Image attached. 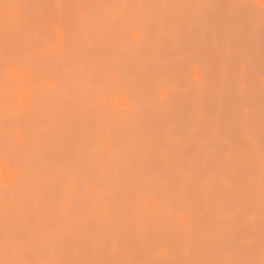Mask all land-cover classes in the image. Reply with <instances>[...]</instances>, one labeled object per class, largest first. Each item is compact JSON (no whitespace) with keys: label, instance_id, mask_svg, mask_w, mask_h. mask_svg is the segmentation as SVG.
Here are the masks:
<instances>
[{"label":"rangeland","instance_id":"obj_1","mask_svg":"<svg viewBox=\"0 0 264 264\" xmlns=\"http://www.w3.org/2000/svg\"><path fill=\"white\" fill-rule=\"evenodd\" d=\"M145 1L133 23L108 28L115 14L96 3L106 37L93 35L85 82L70 88L46 67L66 16L47 24L37 12L47 39L29 28L16 40L8 29L27 1L0 0V28L8 20L14 36L0 49V264H264V10L259 0ZM37 89L51 91L42 104Z\"/></svg>","mask_w":264,"mask_h":264},{"label":"bare ground","instance_id":"obj_2","mask_svg":"<svg viewBox=\"0 0 264 264\" xmlns=\"http://www.w3.org/2000/svg\"><path fill=\"white\" fill-rule=\"evenodd\" d=\"M25 1H27V2H26V3H27L26 7H25V6L22 7L24 13H23V11L20 13V16H21V17H20V20H19V19H15V20H14V21H17V22L14 23V25H13V23L11 22V23H12V24H11V25H12V28L10 27V29H8V33H12V34L15 33L14 35H16L17 38H16V36H15V37L13 36L14 39H16V40L18 39V40H19L22 36L24 37L25 34H28V33H26V32H29V33H30V29L32 30L31 36H33L32 34H33V33H38L37 31H38V29L40 28V29H39V33H38V35H39L41 32H42V33H45V32H46L45 35H47L48 25H47V27H46V29H45V27H43V25H42L41 23H39V22H42L41 20H44V21L46 22L47 19H44V18H47V17H48L49 19H50V17L52 18V16L55 17V16H57V15H58V17H60V14H61V17H62V16H63V17L66 16V18L64 17L65 19H64L63 17H62L63 19H62V18H59V21H60V19H62L61 21H63L61 24L58 23L59 21L55 23V21H54L53 19H52V21L49 20V19L47 20L48 22H50V21H51V22H54L56 25L59 24V25H57L58 28H59V29L57 30L58 32H57V33L55 32V34H57V40H58V45H59V47H57V50H56L57 53H55V52L53 53V54H55V60L53 59V56H54V55L51 57V60L48 59V58L43 59L42 57H41V60H42V59H43L44 61H45V60H50L51 64H47V66H46V64H45V66L49 68L48 65H50V66L52 67V68L50 67V70H51V69H52V70H53V69H56V70L53 71L54 73H53V72H52V73L50 72V74H49V71H48V73H47V71H46V73L49 74L48 77L51 78V75L54 74L55 76H52V78H53V77H55V79L57 78V81H56L55 79H53V80H55L56 84L59 83V79H58V77H59L60 80H61V82L58 84L59 86L61 85V83H62L63 81H65L64 83H67V82L69 81L68 84H67V86H68V85H69V86L71 85L70 88H72V84H73L72 82L75 81V80H76V82L74 83L75 86H78V84H76V83H79L78 81H80V83H81V82H85L86 75H87V73H85V72H87V71H86V70L84 71V69H85L84 67H85V65H87V64H86V62H85L84 59H88L85 55H87V53L91 52V50H89V49H87V48H88V46H90V49H91V48L93 49V46H94V45H92V43L95 44V43H98V42H99V41H98V42H93V41L97 38V36H96V37L94 36V37H95V39H94V38H93V35H96L97 32L100 31V30H102L103 33H105V32L107 31V30H105L106 26H105L104 24H105L106 22H108L109 20L105 21V20H104L105 17H103V19H102L101 17H102L103 15H102V14H99L98 12H100L101 10H103V12L101 11L100 13H104V14H106V15H107V14L109 15V14H113V13H114L115 16L117 15L116 17L114 16V18H112V17H111L112 15H111L110 18H111L112 20H111L109 23H106V25H107V24L109 25L111 22L116 23V22L113 21L115 18H116L115 21H118L117 18H119L120 23H121V21L123 20V25H124V24L129 20V19H128V18H129V15H130V14L133 15V13L136 14V12H137L138 10H140L139 8L142 7V6H141V7L139 6V5H142L141 3H139V0H138V1H137V0H127L128 2L131 1V2H130L131 4L129 3V4H127V6H126V2H127V1H125V0H118V2H117V0H115L114 4L111 3V2H113V0H109L110 2H109V1L107 2V0H103V1H101V2L103 3V2L105 1V2H104V3H106V4H105V5H106V8H105V9H108V11L105 13L106 10L102 7V5H101L102 3H100V0H99V2H96V1H98V0H96L95 2H94V0H92V1H90V0H82V2H81V0H77V1H76V0H64L63 2H62V0H57V1H56L57 4H58V2H59L58 5H59L60 7L62 6V8H59V9H56L55 7H53V5L50 3L51 1L48 0V2L50 3V5H52L53 8H51V6H49V3L45 1V2L48 4V5L45 6V7L43 6V8H44L45 10H43V8H42V9H39L40 11L38 12V8H37L36 12L32 11V13L29 14V12H27V11L29 10V6H31L33 9H34V7H36V5L32 4V3L35 2V0H34V2H33V0H25ZM71 1H72V2H71ZM120 1L123 2V3L125 2V5L123 4L124 6H121V5L119 4ZM146 1H149V0H146ZM146 1H145V2H146ZM171 1H172V0H171ZM175 1H176V0H175ZM175 1H173V2H175ZM177 1H178V0H177ZM177 1H176V2H177ZM21 2H22V1H21ZM36 2H37V4H38V0H36ZM41 2H42V1H41ZM64 2H66L67 6H70V5H71L70 10L73 9V6H72V5H74V3H75V6H77V8L74 6L75 9H77L76 11H78V4H81V5H80L81 7H82L83 4H84L85 6L83 5L82 9H81V7H79V11H78V12L70 11V13H69V10L67 11V9H66L67 6H66V4H65ZM89 2H90V5H89ZM93 2H94L95 4H96V3L100 4L101 7H102L103 9H101V8H100V9L97 8L96 6H100V5H98V4H96V5H95V4H94V5H91ZM121 2H120V3H121ZM132 2H133V4H132ZM142 2H143V0H142ZM149 2H152V3H153L154 1L151 0V1H149ZM155 2H156V1H155ZM157 2H158V1H157ZM167 2H168V1H167ZM167 2H166V3H167ZM173 2H169V3L172 4ZM1 3H2V2H1ZM4 3H5V2H4ZM10 3H11V2H10ZM29 3H30V4H29ZM46 3H45V4H46ZM61 3H62V4H61ZM68 3H69V5H68ZM70 3H73V4H70ZM76 3H78V4H76ZM82 3H83V4H82ZM85 3H86V4H85ZM104 3H103V4H104ZM108 3H109V4H108ZM116 3H118L119 5L116 4ZM135 3H139V4L137 5V4H135ZM15 4H17V3H15ZM40 4H41V3H40ZM43 4H44V3H43ZM45 4H44V5H45ZM64 4H65V5H64ZM121 4H122V3H121ZM149 4H150V3H149ZM149 4H147L148 7L152 6V5L149 6ZM13 5H14V4H13ZM17 5H18V4H17ZM28 5H29V6H28ZM33 5H34V6H33ZM105 5H104V7H105ZM110 5H112V6H111V10L114 9V5H115V8H116V7H117V8L119 7L118 9H120L121 7H122V8H123V7H124V8L127 7L128 10H127V8H126V12H125V9H124V8H123V9H120V10H123L122 14H120L119 12H121V11H120V10H117V8H116L115 11L117 10V11H118L117 13H115V12H111V11H110ZM130 5H131V7H128V6H130ZM143 5H146V4L143 3ZM156 5H159V4H156ZM156 5H155V6H156ZM165 5H166V4H163L164 7H165ZM173 5H174V4H173ZM27 6H28V7H27ZM48 6H49V7H48ZM88 6H90L91 9L93 8V10H91V9H90V10H87V7H88ZM133 6H134V7H133ZM136 6H138V9L136 8ZM160 6H162V5H160ZM169 6H170V5H169ZM179 6H181V5H179ZM179 6H178V7H179ZM38 7H39V6H38ZM64 7H65V9H64ZM85 7H86V8H85ZM95 7L99 10V11L97 10L96 13L99 14V15H102L101 17L98 16V15L95 13V11H96V9H94ZM144 7H146V6H144ZM176 7H177V6H175V8H174V6H173V10L175 9V10H174L175 12H176ZM178 7H177V8H178ZM0 8H1V7H0ZM9 8H10V6H9ZM26 8H27V9H26ZM40 8H41V7H40ZM48 8H49V9H48ZM71 8H72V9H71ZM84 8H85V9H84ZM112 8H113V9H112ZM133 8H134V9H133ZM10 9H11V8H10ZM17 9H18V7H17ZM46 9L49 10V11H47L48 13L46 12ZM129 9H130V10H129ZM136 9H137V10H136ZM34 10H35V9H34ZM50 10H52V11H50ZM54 10H55V11H54ZM65 10H66V13L68 14V16H67L66 13L64 12ZM73 10H74V9H73ZM80 10H81L82 12H81ZM9 11H12V9L9 10ZM53 11L55 12V14L53 13ZM129 11H130V12H129ZM171 11H172V10H171ZM37 12H38V14H40L39 16L36 15ZM42 12H43V15L41 14ZM51 12H52V13H51ZM72 12H73V13H72ZM79 12H80V13H79ZM86 12H88V13H86ZM109 12H111V13H109ZM157 12H159V11H157ZM183 12H184V9H183ZM193 12H194V11H193ZM9 13H10V12H9ZM35 13H36V14H35ZM45 13H46L47 15H46ZM64 13H65V14H64ZM82 13H84V16H82V17L79 19V20L82 19L81 21H78L77 18H79V16H80L79 14H82ZM89 13H93V14H89ZM126 13H127V14H126ZM181 13H182V12H181ZM17 14H18V10H17ZM34 14H35V15H34ZM44 14H45V16H44ZM52 14H54V15H52ZM75 14H76V15L78 14V17H75V18H74V16H76ZM95 14H96V15H95ZM123 14H126V15H123ZM137 14H138V13H137ZM157 14H158V13H157ZM9 15H10V14H9ZM9 15H8V16H9ZM25 15H27V16H25ZM31 15H32L33 17H34V16H35V17L37 16V17L41 18V20H40L39 18H37V19L39 20V21H38V20L35 18V19H36V20H35L36 22H35L34 19H33V17H32ZM41 15H42V16H41ZM71 15H72V16H71ZM73 15H74V16H73ZM91 15H92V16H91ZM106 15H104V16H106ZM120 15H121V16L123 15V17H124V16H125V17L127 16L128 18H127V17H126V18H125V17L123 18V17H121ZM131 15H130V18H131ZM184 15H185V13H184ZM187 15H188V14H186V16H187ZM196 15H199V14H196ZM23 16H24L25 18H24ZM28 16H29V17L31 16V17H30V18L32 19L31 21H30V20H27V19H28ZM40 16H41V17H40ZM46 16H47V17H46ZM70 16L73 17V18H70ZM90 16H91V17H90ZM96 16H97V17H96ZM135 16H136V15H135ZM138 16H139V15H138ZM17 17H18V16L16 15V18H17ZM42 17H43V18H42ZM68 17H69V19H67ZM83 17H84V18H83ZM85 17H86V18H85ZM92 17H94V18H92ZM99 17H100V18H99ZM106 17H107V16H106ZM9 18H11V17L9 16ZM18 18H19V17H18ZM30 18H29V19H30ZM90 18H91L92 20L94 19V21H87V20H91ZM95 18H97V19H95ZM139 18H140V17H139ZM139 18H138V19H139ZM12 19H13V18H12ZM12 19H10V20H12ZM73 19H74V20H73ZM99 19H102V21H100ZM108 19H109V16H108ZM124 19H125V21H124ZM127 19H128V20H127ZM0 20H1V19H0ZM96 20H98V21H96ZM136 20H137V17H136ZM1 21H2V20H1ZM1 21H0V22H1ZM4 21H5V19L3 20V23H4V24L1 25V28H3V30L0 28V29L2 30V31H0V49H1L2 45L5 43V39L9 38V39H7V41L9 40L8 43H9L11 40H13V37H11V36L8 37V35H6V33L4 32V30H5L7 27L9 28L8 25H10V22H9L8 20H6V21H8V22H6V21L4 22ZM20 21H21V22H20ZM37 21H38V22H37ZM95 21H96V22H95ZM131 21H132V20H131ZM131 21L129 20V22H131ZM134 21H135V20H134ZM153 21H154V20H153ZM155 21H157V19H156ZM19 22H20V24H19ZM27 22H34V23H27ZM45 22H42V23L44 24ZM48 22H46V23L48 24ZM90 22H91V23H90ZM94 22H95V23H94ZM101 22H102V23H101ZM103 22H104V24H103ZM124 22H125V23H124ZM157 22H159V21H157ZM160 22H161V21H160ZM160 22H159V23H160ZM7 23H9V24L7 25ZM46 23L44 24V26L46 25ZM54 23H53V24H54ZM100 23H101L102 25H104V27H102V29H100V27H99V25L102 26ZM131 23H133V21H132ZM135 23H136V22H135ZM135 23H134V24H135ZM153 23H154V22H153ZM0 24H1V23H0ZM26 24H27V25H26ZM32 24H33L34 26H33ZM35 24H36V25H35ZM40 24H41V25H40ZM50 24H51V23H50ZM50 24H49V25H50ZM53 24H52V26H53ZM94 24H96V25L93 26ZM134 24H133V25H134ZM141 24H143V23H141ZM4 25L6 26V28H5ZM22 25H23V26L26 25V26H25L26 31L23 32V33H22V31L20 30V28H21ZM31 25H32V26H31ZM108 25H107V28H108V27H111L113 24H110V26H108ZM120 25H121V24H120ZM123 25H121V27H122ZM130 25H132V24H130ZM130 25H129V26H130ZM27 26H30V27H27ZM37 26H38V27H37ZM39 26H40V27H39ZM18 27H19V28H18ZM34 27H35V28H34ZM60 27H61V28H60ZM96 27H97V29H94V28H96ZM123 27H124V26H123ZM123 27H122V28H123ZM125 27H127L126 24H125ZM130 27H132V26H130ZM140 27L142 28L141 25H140ZM29 28H30V29H29ZM107 28H106V29H107ZM113 28H114V27H113ZM115 28H116V29H114V32H115L116 30L119 29V28L117 29L116 26H115ZM143 28H146V27H143ZM160 28H161V27L159 26V29H160ZM34 29H35V30H34ZM42 29H45V30L42 31ZM53 29H54V28H53ZM103 29H104L105 31H104ZM111 29H112V28H111ZM111 29H110V30H111ZM162 29H163V27H162ZM162 29H161V31H162ZM9 30H10V31H9ZM33 30H34V32H33ZM92 30H93V32H92ZM141 30H142V29H141ZM5 31H7V29H6ZM94 31H95V32H94ZM102 31H101V33H102ZM112 31H113V30H112ZM112 31H111V32L109 31V32L112 34ZM163 31H165V30H163ZM163 31H162V32H163ZM13 32H14V33H13ZM116 32H118V31H116ZM120 32H121V30H120ZM20 33L22 34L21 37H19V35H21ZM42 33H41V34H42ZM103 33H102V35L104 36ZM122 33H123V32H121V34H122ZM126 33H127V32H126ZM12 34H10V35H12ZM98 34H99V37L102 36V35L100 36V33H98ZM107 34H109V33H107ZM111 34H110V35H111ZM121 34L118 33V35H120V36H121ZM29 35H30V34H28V36H29ZM42 35H43V34H42ZM51 35H52V34H51ZM110 35H109V36H110ZM114 35H115V33H114ZM116 35H117V34H116ZM116 35H115V36H116ZM124 35H126V34H124ZM124 35H123V36H124ZM128 35L130 36V33L127 34V36H128ZM54 36H55V35H54ZM109 36H108V37H109ZM120 36H119V37H120ZM129 36L127 37V39H128L129 41L134 40V39H129ZM142 36L145 38L146 35L144 34V35H142ZM147 36H148V35H147ZM149 36H150V35H149ZM6 37H7V38H6ZM18 37H19V38H18ZM36 37H41V39H43L41 35L36 36V34H35V36H33V38H36ZM43 37H44V35H43ZM45 37H46V36H45ZM45 37H44V38H45ZM47 37H48V35H47ZM47 37H46V39H47ZM104 37H106V33H105V36H104ZM108 37H107V39H108ZM24 38H28V37H24ZM29 38H30V37H29ZM51 38H52V37H51ZM110 38H112V36L109 37V39H110ZM113 38H114V40H111L110 42H114V41H115V37H113ZM138 38H139V37L136 38L137 42H138V40L140 39V38H139V39H138ZM144 38L141 37V39H143V41H144ZM146 38H147V37H146ZM10 39H11V40H10ZM22 39H23V38H22ZM46 39L44 40V42L47 41ZM90 39H92V42H89ZM119 39H120V38H119ZM148 39H149V38H148ZM174 39H175V38H174ZM174 39H173V40H174ZM20 40H21V39H20ZM23 40H24V39H23ZM38 40H39V39H38ZM50 40L52 41V39H50ZM97 40H98V38H97ZM117 40H118V37H117ZM128 40H126V41H128ZM146 40H147V39H146ZM149 40H150V39H149ZM149 40H148V41H149ZM7 41H6V44H7ZM14 41H15V40H14ZM26 41H27V39H26ZM35 41H37V38L35 39ZM48 41H49V40H48ZM53 41H54V38H53ZM53 41H52V43H53ZM95 41H96V40H95ZM129 41H128V44L130 43ZM134 41H135V40H134ZM143 41H142V42H143ZM171 41H172V40H171ZM11 42H12V41H11ZM27 42H28V41H27ZM27 42H26V43H27ZM117 42H118V41H117ZM121 42H122V38H121V40H120L119 43H121ZM123 42H125V38H124ZM123 42H122V43H123ZM131 42H132V41H131ZM153 42H154V40H153ZM20 43H21V42H20ZM24 43H25V42H24ZM29 43L32 44L31 42H29ZM33 43H34V42H33ZM54 43H55V42H54ZM115 43H116V42H115ZM115 43H114V44H115ZM119 43H118V44H119ZM27 44H28V43H27ZM43 44H44V43H42V45H43ZM89 44H90V45H89ZM116 44H117V43H116ZM12 45H13V43H11V46H12ZM21 45H22V44H21ZM23 45H24V44H23ZM23 45H22V46H23ZM53 45H54V44H53ZM58 45H57V46H58ZM121 45H122V44H121ZM11 46H10V47H11ZM14 46H16V45H14ZM29 46H30V45L28 44L27 47H29ZM32 46H33V48L36 47L35 45H32ZM54 46H55V45H54ZM96 46L98 47V45L95 44L94 47L96 48ZM113 46H114V45H113ZM126 46H127V49H128V47L130 46V44H129V45H126ZM43 47H44V46H43ZM43 47H42V48H43ZM117 47H118V46H117ZM121 47H122V46H121ZM121 47H120V48H121ZM131 47H132V46H131ZM3 48H4V47H3ZM15 48H16V47H15ZM29 48L31 49L32 47L30 46ZM33 48H32V49H33ZM38 48L40 49V47H38ZM42 48H41V49H42ZM52 48H53V47H52ZM132 48H134V47H132ZM5 49H6V48H5ZM5 49H4V50H5ZM10 49H11V48H10ZM27 49H28V48H27ZM30 49H29V50H30ZM125 49H126V48H125ZM13 50H14V47H13ZM21 50H22V49H21ZM37 50H38V49H37ZM52 50H53V49H52ZM87 50H89V52H88ZM95 50H97V48H96ZM128 50H129V49H128ZM136 50H137V49H136ZM141 50H142V49H141ZM9 51H10V50H9ZM9 51H8V52H9ZM34 51H35V50H32V52H34ZM43 51H44V53H45L44 48H43ZM92 51H94V50H92ZM121 51H123V49H121ZM124 51H126V50H124ZM12 52H14V51H12ZM15 52H16V51H15ZM26 52H27V54H28V51L25 50V55H27ZM30 52H31V50L29 51V53H30ZM32 52H31V54H32ZM36 52H38V51H36ZM36 52L33 53V54H34L35 57L37 58V56H36V55H37ZM47 52H48V51H46V53H47ZM84 52H86V54H84ZM98 52H99V51H98ZM98 52H97V53H94V54H98V55L101 54V53H98ZM3 53H4V51H3ZM6 53H7V52H6ZM50 53H52V52H50ZM104 53H105V52H104ZM106 53H107V52H106ZM125 53L127 54V53H130V52H124V54H125ZM131 53H132V52H131ZM131 53H130V54H131ZM4 54H5V53H4ZM14 54H16V53H14ZM14 54H12V55H14ZM39 54H40V53H39ZM48 54H49V53H48ZM8 55H9V54H8ZM12 55H11V56H12ZM88 55H89V54H88ZM102 55H103V53H102ZM108 55H109V54H108ZM15 56H16V55H15ZM21 56H22V55H21ZM23 56H24V55H23ZM27 56H28V55H27ZM30 56H31V55H30ZM30 56H29V57H30ZM38 56H39V55H38ZM45 56H46V55H45ZM49 56H50V55H49ZM91 56H92V55H91ZM91 56H90V58H91ZM94 56H95V55H94ZM105 56H106V55H105ZM128 56H129V55H128ZM39 57H40V56H39ZM39 57L37 58V60L39 59V60H38L39 62L36 60V63L34 64V65H36V66L38 65V63H40V58H39ZM126 57H127V56H126ZM11 58H13V57H11ZM25 58H26V57H25ZM27 58H28V57H27ZM99 58H101V57H99ZM110 58H111V56L109 57V59H110ZM131 58H132V57H131ZM32 59H33V58H32ZM102 59H103V58H102ZM105 59H107V58H105ZM1 60H3V59H1ZM1 60H0V62H1ZM43 60H42V63L44 62ZM92 60H93V59H92ZM111 60H112V59H111ZM122 60H123V59L118 60V61L120 62V61H122ZM135 60H136V59H135ZM17 61H18V60H17ZM17 61H16L15 64H18ZM87 61H88V60H87ZM98 61H100V60L97 59L96 63H98ZM102 61H103V60H102ZM118 61H117V64L119 65ZM131 61H133V60H131ZM137 61H138V60H137ZM137 61H136V62H137ZM3 62H4V60H3ZM21 62H22V61H21ZM25 62H26V61H25ZM33 62H34V61H33ZM45 62L47 63V61H45ZM45 62H44V63H45ZM50 62H49V63H50ZM84 62H85V64H84ZM90 62H92L91 59H90ZM90 62L88 63L89 65H91ZM107 62H109V61H107ZM114 62H115V59H114ZM136 62H135V63H136ZM22 63H23V62H22ZM42 63H41L40 65H41V66H42V65L44 66V63H43V64H42ZM96 63H95V65H96ZM100 63H101V61H100ZM129 63H130V62H129ZM19 64L21 65V63H19ZM23 64H25V63H23ZM53 64H54V65H53ZM92 64H93V62H92ZM101 64H102V63H101ZM104 64H105V63H104ZM104 64H103V65H104ZM110 64H111V63H110ZM110 64H109V65H110ZM122 64H123V63H122ZM136 64H137V63H136ZM138 64H139V63H138ZM93 65H94V64H93ZM97 65H99V64H97ZM103 65H102V66H103ZM124 65H125V62H124ZM1 66H2V64H1ZM25 66H26V65H25ZM43 66H42V67H43ZM45 66H44V69H45V70H48V68H46ZM114 66H115V65H114ZM114 66H112V67H114ZM29 67H30V66H29ZM33 67H34V66H33ZM38 67H39V66H38ZM91 67H92V66H91ZM97 67H98V66H97ZM116 67L118 68V66H116ZM19 68H20V66H19ZM23 68H24V67H23ZM88 68H90V67L88 66ZM99 68H100V67H99ZM102 68H103V67H102ZM117 68H116V70H117ZM126 68H127V66H126ZM126 68H125V69H126ZM128 68H129V67H128ZM20 69H22V67H21ZM29 69H30V68H29ZM38 69H39V70H38ZM86 69H87V68H86ZM93 69L95 70V66L93 67ZM96 69H97V68H96ZM111 69H113V68H111ZM118 69H119V68H118ZM122 69H123V68H122ZM122 69H121V70H122ZM125 69H124V70H125ZM36 70H37V72L40 71L39 73H41V72L45 73L44 71H41V70H43V68H41V67H40V68H36ZM52 70H51V71H52ZM88 70H89V69H88ZM90 70H91V69H90ZM113 70H114V69H113ZM0 71H1V69H0ZM31 71H33V70H31ZM31 71H30V72H31ZM100 71H101V70H100ZM88 72H89V71H88ZM91 72H92V71H91ZM33 73H34V72H33ZM33 73L31 74L32 76H33ZM108 73H109V71H108ZM114 73H115V71H114ZM5 74H6V73H5ZM34 74H35V73H34ZM41 74H42V73H41ZM85 74H86V75H85ZM93 74H94V73H93ZM105 74H106V73H105ZM83 75H84L85 77H84ZM98 75H99V74H98ZM114 75H115V74H114ZM7 76H8V75H7ZM35 76H36V75H35ZM43 76H44V75H43ZM56 76H58V77H56ZM88 76H90V75H88ZM100 76H102V75H100ZM103 76H104V75H103ZM106 76H108V74H107ZM106 76H104V77H106ZM112 76H113V75H112ZM30 77H31V76H30ZM33 77H34V76H33ZM36 77H37V76H36ZM40 77H41V76H40ZM46 77H47V75H46ZM97 77L99 78V76H97ZM97 77H96V78H97ZM116 77H117V76H116ZM131 77H132V76H131ZM52 78H51V80H52ZM79 78H80V79H79ZM89 78H91V77H89ZM111 78H112V77H111ZM113 78H114V77H113ZM43 79H45V78L42 77V80H43ZM94 79H95V78H94ZM102 79L104 80V78H102ZM106 79H107V77H106ZM106 79H105V80H106ZM109 79H110V78H109ZM109 79H108V81H112V80H109ZM121 79H122V78H121ZM121 79H120V80H121ZM16 80L18 81V79H16ZM30 80H31V79H30ZM30 80H29V82H30ZM51 80H50V83H49V84H51V82H53V81H51ZM117 80H118V78H117ZM25 81H26V80H25V78H24V81L22 80V82H25ZM90 81H91V79H90ZM106 81H107V80H106ZM106 81H105V82H106ZM115 81H116V80H115ZM127 81H128V80H127ZM10 82H11V81H10ZM41 82H42V81H41ZM57 82H58V83H57ZM70 82H71L72 84H70ZM113 82H114V80H113ZM113 82H112V83H113ZM120 82L122 83V81H120ZM131 82H132V81H131ZM32 83H33V82H32ZM91 83H92V82H90V85H91ZM14 84H15V83H14ZM46 84H47V83H46ZM53 84H55V83H52L51 85H53ZM62 84H63V83H62ZM82 84H83V83H82ZM93 84H94V81H93ZM122 84H123V83H122ZM134 84H135V83H133V85H134ZM25 85H26V82H25ZM28 85H29V84H28ZM63 85H65V84H63ZM95 85H96V83H95ZM55 86H57V85H55ZM59 86H57V87H59ZM65 86H66V85H65ZM81 86H82V85H81ZM98 86H100V85H98ZM98 86H97V87H98ZM104 86H105V85H104ZM114 86H115V85H114ZM119 86H120V85H119ZM30 87H32V86H30ZM34 87H35V85H34ZM34 87H32V88L35 89ZM122 87H123V85H122ZM133 87H134V86H133ZM43 88H44V87H43ZM65 88H66V87H65ZM73 88H74V86H73ZM79 88H80V87H79ZM85 88H87V87H85ZM93 88H94V86H93ZM123 88H124V87H123ZM130 88H131V87H130ZM44 89H45V88H44ZM44 89H42V90L39 89V91H38V89H37L38 93L36 92L37 94H35V95H37V99H38V103H39V104H42L41 102H45V100H47L48 97H49V95H50L49 92H51V91L48 90V91H49V92H48L47 90H44ZM48 89H49V88H48ZM67 89H68V88H67ZM67 89H66V90H67ZM81 89H82V88H81ZM70 90H71V89H70ZM120 90H121V89H120ZM141 90H142V89H141ZM90 91H91V90H90ZM121 91H122V90H121ZM123 91L125 92V90H123ZM138 91H140V90H138ZM138 91H137V92H138ZM72 92H74V91H72ZM98 92H99V91H98ZM111 92H112V91H111ZM125 93H127V92H125ZM125 93H124V94H125ZM134 93H135V92H134ZM64 94H65V93H64ZM31 95H32V94H31ZM66 95H67V94H66ZM113 96H114V95H113ZM113 96H112V97H113ZM125 96H128V94L125 95ZM64 98H65V97H64ZM81 98H82V97H81ZM135 98H136V97H135ZM76 100H77V98H76ZM132 100H133V99H132ZM79 101H80V100H79ZM127 102H128V104H129V103L132 102V101H130L129 98H128V101H127ZM132 103H133V102H132ZM105 105H106V104H105ZM126 107H128V106H126ZM130 107H131V106H130ZM98 109H99V107H98ZM100 109H101V108H100ZM103 109H104V108H103ZM126 110H127V109H126ZM100 112H101V111H100ZM131 113H132V111H131ZM35 114H37V113H36V112H31V115L34 116ZM120 114H121V113H120ZM125 114H126V113H125ZM133 114H134V113H133ZM96 115H97V114H96ZM101 116H102V115H101ZM30 117H31V116H30ZM124 117H125V116H124ZM135 117H136V116H135ZM96 118H97V117H96ZM126 118H127V117H126ZM97 119H98V118H97ZM128 122H129V121H128ZM132 124H133V123H132ZM136 125H137V124H136ZM124 126H128V125H124ZM137 126H139V125H137ZM103 127H104V126H103ZM134 127H136V126H134ZM140 130H141V129H139V131H140ZM135 133H136V132H135ZM139 134H140V133H139ZM92 138H93V137H92ZM108 139H109V138H108ZM87 140H88V139H87ZM89 140H91V139H89ZM96 141H98V140L96 139ZM98 142L100 143V141H98ZM92 143H93V141H92ZM95 143H96V142H95ZM99 143H98V144H99ZM78 145H79V144H78ZM79 146L81 147L82 145H79ZM86 146H87V145H86ZM89 146H90V145H89ZM98 146H99V145H98ZM77 147H78V146H77ZM83 147H84V146H83ZM87 147H88V146H87ZM87 147H85V148H87ZM90 147H92V144H91ZM90 147H89V148H90ZM93 147H94V146H93ZM95 147H96V146H95ZM23 148H26V146H23ZM23 148H22V149H23ZM78 149H79V147H78ZM78 149H77V150H78ZM92 149L94 150V148H92ZM92 149H91V150H92ZM161 149H162V148H161ZM23 150H24V149H23ZM102 150H103V149H102ZM163 150H165V149H163ZM79 151H80V150H79ZM92 152H93V151H92ZM162 154H163V153H162ZM167 155H168V154H167ZM162 156H163V155H162ZM99 158H100V157H99ZM99 160H101V159H99ZM99 168H100V167H99ZM100 170H101V169H100ZM108 171H109V170H108ZM99 173H100V172H99ZM100 174H102V173H100ZM113 176H114V175H113ZM97 177H98V175H97ZM103 193H104V192H103ZM103 193H102V194H103ZM104 196H105V195H104ZM141 210H142V209H141ZM104 213H105V212H104ZM106 213H107V212H106ZM106 213H105V214H106ZM97 214H98V213H97ZM105 214H104V215H105ZM143 214H144V213H143ZM144 215H145V214H144ZM106 216H107V215H106ZM101 217H102V216H101ZM99 220H100V222L102 221L101 219H99ZM103 222H104L105 225H106L105 227H107V225H108L109 223L106 224V220L103 221ZM108 226H109V225H108ZM110 227H111V226H110ZM123 251H124V250H123ZM110 253H111V252H110ZM112 254H113V253H112ZM116 256H117V255H116ZM34 262H36V261H34ZM34 264H35V263H34ZM36 264H37V263H36Z\"/></svg>","mask_w":264,"mask_h":264},{"label":"snow or ice","instance_id":"obj_3","mask_svg":"<svg viewBox=\"0 0 264 264\" xmlns=\"http://www.w3.org/2000/svg\"><path fill=\"white\" fill-rule=\"evenodd\" d=\"M259 4L262 10H264V0H259Z\"/></svg>","mask_w":264,"mask_h":264}]
</instances>
